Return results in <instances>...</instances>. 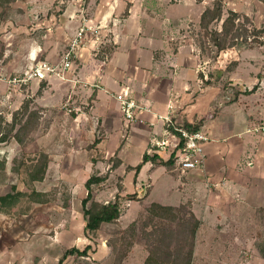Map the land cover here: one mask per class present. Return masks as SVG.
I'll return each mask as SVG.
<instances>
[{
  "label": "rangeland",
  "instance_id": "1",
  "mask_svg": "<svg viewBox=\"0 0 264 264\" xmlns=\"http://www.w3.org/2000/svg\"><path fill=\"white\" fill-rule=\"evenodd\" d=\"M122 1L123 7H190L191 15H195L199 7H212L214 3V0ZM117 4V0H0L1 77L17 76L34 66H12L11 58H7L32 40L38 43L58 37L66 50L70 43L65 40L66 35L71 30L76 31L79 25L76 16L66 14L68 9L116 7ZM223 5L224 18L228 11L234 10L240 13L242 20L248 18L250 31L264 30V0H224ZM77 9L75 13L81 15L83 11ZM131 26L129 29L133 28ZM213 27L221 29V23ZM99 31L92 33V37L96 39L104 35L106 39L91 50V55L103 60L111 56L115 46L110 33ZM187 32L190 35L185 37L187 43L192 44L207 61L205 66L209 82L205 85L210 89L206 97L211 96L213 102L211 107L204 108V119L208 121L224 114L234 116L238 126L243 124L248 128L263 129L264 31L262 35L254 36L256 38L240 41L236 47L221 52L213 46L200 21L195 18ZM87 41L86 38L85 44ZM202 41L205 42L203 48L200 46ZM63 52L53 53L54 63L60 61ZM50 80H54L53 87L56 78ZM256 85L259 86L254 92H247ZM5 86L7 84L0 81V91H7ZM68 89L70 87L64 84L52 90L46 99L60 98L58 101H47V107L40 106L36 101L40 95L37 94L34 99L27 97L31 99L29 109L38 114L36 126L22 134L23 144L13 138L0 144V197L8 193H22L10 203L0 200V264H58L67 250L73 247L85 250L88 246L91 248L86 256L69 255L63 264H144L149 254L145 233L169 227L176 230L172 247L187 249L182 233L188 228L166 220H149L148 209L153 201L177 208L184 206L187 209L182 214L188 215V210L200 221L193 264H264V151L254 163L260 169L259 176L255 178L243 171L254 157L252 151L241 160L237 155L234 158L225 155L223 162L239 173L231 172L232 177L226 175L220 182L207 175L205 170L202 171L204 176L197 177L168 169L188 185L184 190L185 197L175 188L172 191L176 180L161 177L158 173L155 174L154 187L150 180L142 186L141 193H145L147 198L132 199V194L127 195L126 188H123V178L118 176L95 184L92 186L93 200L100 203L114 201L118 193H111L113 186L116 191L121 188L122 214L115 222L104 223L96 232H85L82 207V200L87 196L85 183L100 173L107 175V165L102 170L88 169L91 166L89 162H97L105 156L98 148L102 131L89 122L90 117L89 121H79V128L76 129L74 117L63 106ZM76 91L81 114L91 116L94 105L91 92L88 89L84 91L80 85ZM2 95L6 97V94ZM16 111L7 107L1 110L0 123L3 127L10 125ZM262 131L244 132V137L249 138V143H264ZM234 146L240 149L241 143L237 142ZM44 155L48 157V171L42 180L34 181L31 174L43 168ZM107 160L109 163L116 162V156L103 159L104 162ZM136 160L133 154L130 162ZM145 176L147 174L144 180ZM131 185L133 182L128 181L129 190ZM141 193L137 192L138 195ZM90 205L91 202L88 203Z\"/></svg>",
  "mask_w": 264,
  "mask_h": 264
},
{
  "label": "crops",
  "instance_id": "2",
  "mask_svg": "<svg viewBox=\"0 0 264 264\" xmlns=\"http://www.w3.org/2000/svg\"><path fill=\"white\" fill-rule=\"evenodd\" d=\"M121 1L117 0L116 7L76 8L77 11H83L81 15L75 13L76 9L66 11L67 15L70 14V16L78 18L76 20L79 25H77L76 31L75 29L71 30L72 32L70 31L66 35L65 40L69 42L76 36L79 27L83 25L82 18L85 17L86 24L97 29V32L100 29V33H110L115 46L110 57L103 60L92 57L91 50L104 42L106 37L101 35L95 39L92 37V32L89 31L86 35L87 44L78 51L72 69L67 73V80L56 78L57 82L53 87L51 84L54 83V80H50L52 77L42 81L34 80L29 85L19 87L7 85L5 86L7 91H0V112L4 111L5 107L12 111L18 110L24 99L35 98L41 85L45 86L38 94L40 96L36 101L40 106L47 107V101H58L60 98L46 99L52 90H55L59 85L69 86L70 89H68L66 102L63 103V106L69 104V107L73 109L70 114L74 117L76 129L79 128L77 124L79 121L84 119L89 121L90 117L89 122L96 124L95 126L100 127L102 131V140L98 148L101 153L105 154L102 156L103 159H107L108 156H116V162L112 163H109L108 160L104 162L103 159L89 162L91 166L88 169L102 170L106 164L107 175L103 182L110 181L116 176L123 178V188H126L127 195L141 193L142 186L149 180L154 187L156 173L161 174V177L168 176L171 180H176L172 191L175 188L183 197L187 195L184 190L188 185H185L186 183L180 177L171 174L172 171L168 172V169H176L174 163L165 164L173 155L172 152L177 141L175 133L171 130L173 126H168L158 118L165 114L171 115L176 126L201 122L200 129L206 130L210 137L205 146L203 166L185 173L180 171L182 174L204 176L202 171L205 170L207 175H212L220 182L225 178L224 176H231V172L239 173L223 162L225 155L230 158L237 155L241 160L244 155L247 156L252 151L254 157L247 162L248 165L243 171H247L252 178L258 177L260 169L254 163L263 153L264 143L247 142L249 138L244 137V132L249 134L263 131H256L243 124L238 126L234 116L227 117L222 114L212 120L204 119V108L211 107V102H213L211 96L206 97V93L210 89V86L205 85L209 82V74L205 66L207 61L192 44L187 43L188 40L185 37L190 36L187 30L191 27L193 18L199 22L206 7H199L197 13L191 15L190 7H135L136 5L123 7L124 2ZM130 26L133 28L129 29ZM57 38L54 39L55 41L44 39L38 43L32 40L21 49L17 48L18 51H13L14 53L7 57L12 59H10V65L31 66L43 59L55 62L54 58L52 59L53 53L64 51L62 40ZM67 41L65 42L67 43ZM53 48L54 52L52 53ZM78 85L84 91L88 89V92L92 94L94 105L91 116L87 117L81 114V107L77 105L76 89ZM8 87H10V91ZM123 90H129L138 103L146 109L140 115V119L131 126L127 125L115 98V94ZM2 94H6V97H2ZM162 140L169 141V145L165 149L156 145V141ZM237 142L241 143L240 149H236L234 146ZM242 145L246 146L245 149ZM146 153L150 156L158 155L160 159L157 162H147L136 173L134 167L142 161ZM133 154L136 156V162H130ZM160 160L162 162H159ZM250 163L253 164L252 167H250ZM145 174H147L145 176L147 178L144 180ZM96 176L103 175L100 173ZM128 181L133 182L131 190L127 186ZM194 184H191V187ZM225 186L229 188L230 185ZM111 193L123 196L121 190L116 191L114 186ZM142 196H145V193L137 194L138 198ZM145 197L147 198V196ZM108 202L110 201L105 203Z\"/></svg>",
  "mask_w": 264,
  "mask_h": 264
},
{
  "label": "trees",
  "instance_id": "3",
  "mask_svg": "<svg viewBox=\"0 0 264 264\" xmlns=\"http://www.w3.org/2000/svg\"><path fill=\"white\" fill-rule=\"evenodd\" d=\"M66 0H56V2H64ZM223 2L224 0H214L212 7H207L201 15L200 26L204 30L205 35L210 38V42L213 44L216 49L221 52L225 51L228 48L236 47L240 41L247 42L249 38H252L256 35H262L263 29L250 31L248 27V18L244 17V20L241 19L240 13L234 10L228 11L227 16L224 18L223 14ZM221 23V29L214 28V24ZM256 38V37H254ZM205 42H201L200 46L203 48ZM45 85H41L38 91V94L41 93L42 88ZM259 85H256L248 93L254 92ZM31 99L28 98L24 101L21 108L13 113V119L8 127H3L0 123V144L8 142L10 139H15L19 144H23L24 139L22 134L27 131H32L37 124L38 114L36 111H31L29 109V103ZM202 123L198 124H189L186 123L182 127L188 131L199 130ZM173 132L176 131L171 128ZM45 163L41 170L36 169L34 173L31 174V179L34 181H40L44 178L47 170V155H44ZM158 155L150 156L149 154H144L142 161L134 167L136 173H138L144 164L149 161L157 162L159 160ZM159 162H162L161 160ZM174 163V154L165 164ZM106 179V175L103 176H92L86 183L85 187L87 189V196L82 200L83 213L85 216V232H96L98 231L104 223H112L118 220L121 216L120 209V199L121 195L117 194L114 201L108 203H100L93 200V191L92 186L95 184H100ZM121 190V188H120ZM22 193H8L7 195L0 197L2 202L10 203L16 200ZM132 199L137 198V194L134 193L131 195ZM91 202V205L88 206V203ZM187 208L181 206L179 208L174 206H166L160 203L153 202L148 209L150 214L149 220L155 222V220H166L170 223H175L178 226L187 230H183L182 241L187 243V249L184 247L173 248V240L175 237L176 230L172 227L163 228V229H153L147 231L145 234L147 238V245L149 254L145 260L144 264H193V254H194V245L197 230L200 226V221L196 218L195 214L188 211V215L182 214ZM187 225L189 227H187ZM132 225V227H134ZM91 247L88 246L85 250H80L77 247H73L67 250L64 256L59 260L58 264H63L64 260L69 255H80L86 256L88 250Z\"/></svg>",
  "mask_w": 264,
  "mask_h": 264
},
{
  "label": "built area",
  "instance_id": "4",
  "mask_svg": "<svg viewBox=\"0 0 264 264\" xmlns=\"http://www.w3.org/2000/svg\"><path fill=\"white\" fill-rule=\"evenodd\" d=\"M82 21L83 25L79 27L76 36L70 40L69 46L61 55L59 62L54 63L48 60H39L33 67L20 75L3 78L0 75V81L6 83L10 87H19L28 85L34 80L42 81L50 77L67 80V73L72 69L78 51L85 46L87 33L89 31L92 33L97 32V29H93L86 24L85 17L82 18ZM115 98L120 105V110L128 126L137 122L142 112L146 110L138 103L137 99L129 90H123L115 94ZM64 108L69 113L73 111V109L69 107V104H66ZM158 118L162 119L168 126H173V129L176 131L175 136L177 141L172 152L174 154L175 168L185 173L188 170L203 166L205 162V146L210 140L208 132L203 129L188 131L182 126H176L170 114L160 115ZM255 130L260 131V129ZM261 130H264V128ZM156 145L165 149L169 145V141H156Z\"/></svg>",
  "mask_w": 264,
  "mask_h": 264
}]
</instances>
